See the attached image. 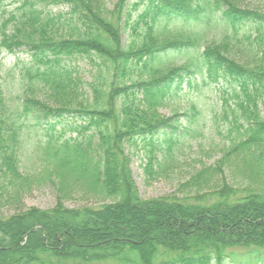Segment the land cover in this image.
Segmentation results:
<instances>
[{
	"label": "trees",
	"instance_id": "trees-1",
	"mask_svg": "<svg viewBox=\"0 0 264 264\" xmlns=\"http://www.w3.org/2000/svg\"><path fill=\"white\" fill-rule=\"evenodd\" d=\"M113 4L23 0L17 12L0 13V54L2 49L30 52L19 72L22 94L39 91L56 106L30 96L14 106L0 87V264H226L227 259L264 264V187L239 195L224 183L215 196L196 200L147 199L138 191L127 153L138 140L150 147L148 175L155 164L160 168L172 159L179 114L167 117L160 108L185 80L192 87L200 77L216 84L227 119L230 109L234 126L244 131L217 161L218 168L242 155L243 170L255 180L262 176L264 60L243 63L230 52L242 41L240 30L251 23L258 46L264 44V15L239 8L237 0ZM44 6H68L69 12L52 15ZM60 30L66 35H57ZM212 34L219 40L210 41ZM244 37L250 44L253 35ZM179 53L186 60L171 63ZM79 59L92 67L88 92L69 66ZM192 111L199 113L195 106ZM71 117L82 124L68 127L64 122ZM57 123L63 124L60 132ZM30 127L42 129L45 139L35 143ZM67 129L77 134L67 137ZM160 131L167 146L159 148L161 158L154 152ZM191 131L185 128V134ZM25 148L44 151L61 191L75 186L102 204L70 208L60 196L50 209L23 208L22 195L33 183L20 163ZM10 205L20 208L7 213Z\"/></svg>",
	"mask_w": 264,
	"mask_h": 264
},
{
	"label": "rangeland",
	"instance_id": "rangeland-1",
	"mask_svg": "<svg viewBox=\"0 0 264 264\" xmlns=\"http://www.w3.org/2000/svg\"><path fill=\"white\" fill-rule=\"evenodd\" d=\"M23 0H4L0 3V13L6 9L16 11ZM115 0H104V3L109 8H113ZM237 5L241 9H248L256 11L264 15V0H237ZM45 13L51 12L52 15L62 12L68 15L69 7H45ZM7 16V15H6ZM253 24L242 28L240 38L242 41H235L231 48V56L243 63L256 64L264 60V44L257 41L255 29ZM57 35H66L63 30L59 31ZM246 34H252L253 39L251 43L247 42L248 38L244 37ZM124 41L128 39L127 33L124 32ZM218 36L214 34L209 36V40H219ZM1 40V31H0ZM1 43V42H0ZM251 50L249 53L247 50ZM171 63L179 64L186 60L183 54H174L171 56ZM30 58V52L25 48L15 49L8 52L2 49L0 54V87L5 91V96L11 101L9 104L14 106L25 96L39 98L45 103L54 105L52 97L42 94L39 91L31 92L26 90L22 94V85L19 77L20 68L23 67L24 62ZM70 63V62H69ZM74 68V74L79 78V83L88 92V84L91 79L92 67L86 60H73L70 65ZM135 78V74L132 75ZM197 85L188 87L187 80L183 83V88L178 94L173 95L168 103L160 108V112L167 116L178 113L179 114V129L174 133L177 137V142L174 143L172 149V159L168 163H162L160 168L157 164L154 166V172L151 175L145 173V165L150 160V147L145 146L141 140L138 144H131L128 146L127 153L130 154L132 174L138 187V191L142 197L152 199L153 197L176 196L179 198H187L196 200L202 195H214L216 191L222 189L224 183L235 187L239 195L246 194L252 188L264 187V172L262 176L256 180L250 177L248 170H243L241 162L242 155L228 161L226 166L221 170L217 166V161L224 157V153L235 143H238L243 136V128L234 126L231 121L232 110L227 109L226 114L220 105V95L215 83H203V79L198 77ZM131 83L130 80H126ZM208 82V80H207ZM90 94V93H87ZM232 106L241 110L239 106H235V101L230 99ZM192 106L199 113L192 111ZM227 108V107H226ZM262 108V105H261ZM189 112V115H186ZM194 116L193 122H189ZM51 122H57L56 118L51 117ZM83 119L71 117L66 119L64 124L71 127L73 124H82ZM62 123L56 124L57 132L62 129ZM185 128H191V135L185 134ZM28 135L35 142L45 139L42 129L30 127ZM25 130V128H24ZM169 131V130H167ZM26 132V130H25ZM71 133L77 134L72 130L67 129L66 136ZM92 131H87L90 135ZM182 134V135H181ZM26 136V135H25ZM164 135L160 133L155 134V149L157 157L161 158L162 147H167L163 142ZM27 142V141H26ZM161 144V145H160ZM27 147V143H26ZM20 163L22 170L28 176L32 175L33 183L23 193V200L21 202L23 208H30L35 206L43 209H50L57 202L58 197H63L64 204L70 208L77 206L90 205L97 207L102 204L99 197L86 194L82 189L73 187L61 191L58 176L55 173L54 165L47 162L46 155L42 149L39 153L27 148L21 149ZM204 171V172H203ZM212 198V197H211ZM20 205L8 206L7 213H14L19 209ZM239 252V251H237ZM102 264V263H99ZM113 264V263H108ZM226 264H232L231 259H227Z\"/></svg>",
	"mask_w": 264,
	"mask_h": 264
}]
</instances>
